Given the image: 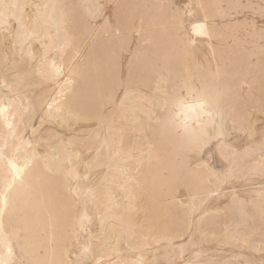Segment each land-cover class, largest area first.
Masks as SVG:
<instances>
[{"label": "bare ground", "instance_id": "1", "mask_svg": "<svg viewBox=\"0 0 264 264\" xmlns=\"http://www.w3.org/2000/svg\"><path fill=\"white\" fill-rule=\"evenodd\" d=\"M3 3L20 7L0 23V101L16 132L0 121V179L8 160L31 161L0 219L14 264H264V0ZM70 63L68 103L49 109ZM209 66L227 90L224 134L189 159L152 102L158 83Z\"/></svg>", "mask_w": 264, "mask_h": 264}, {"label": "snow or ice", "instance_id": "2", "mask_svg": "<svg viewBox=\"0 0 264 264\" xmlns=\"http://www.w3.org/2000/svg\"><path fill=\"white\" fill-rule=\"evenodd\" d=\"M19 4H5L0 0V23L6 18L7 11L10 9H18ZM48 6L45 5V8ZM55 7V6H53ZM193 32L200 36H208L211 38L204 24H196L193 26ZM264 38V31L261 33ZM63 47H72V37L66 36ZM77 57L80 55L79 50H76ZM55 67V66H54ZM79 69L73 67L70 63L67 66V75L69 79L61 85V91L57 94V98L53 103L48 105L52 109L54 105H58L57 111L63 110V105L68 103L71 90L69 85L73 81V77L78 73ZM55 73L62 78L65 74L64 68H55ZM220 70L212 72L211 66L203 69L198 75H188L177 86L169 88L168 83L165 82L163 86L157 84V92L159 99L152 103L158 111L150 114V119L155 116L157 119L155 123L161 126L171 137L178 143L180 151L184 156L191 159L200 152L205 145L212 141H219L222 139L225 129V110L223 107L224 98L227 90L221 87L219 79ZM11 111V105L5 106L3 101H0V121L6 125L8 133L15 138L14 123L8 120V113ZM9 147L7 137L4 138L3 146H0V161L5 159L4 153ZM143 157V154H142ZM151 159V148L148 153ZM139 163L142 165L144 159L141 158ZM31 161H27L23 168L17 167V164L12 160H8V171L2 174L0 179V219L8 210L10 202L13 201L18 189L22 190L25 187V173L30 167ZM264 169V162L261 164ZM10 177V178H9ZM68 191L75 193L77 190L71 187L72 173L67 174ZM79 177L76 180L79 181ZM84 179H88L85 177ZM129 180L128 183H133ZM211 195V193H209ZM95 200V195L92 196ZM132 201H129V208L126 210L131 216L135 212L132 206ZM81 227L83 225L81 224ZM0 248L7 249V256L0 255V264H14L11 259L13 248L9 237L5 234L3 224L0 222ZM85 252L88 249L84 250ZM33 264H52V262L34 261ZM63 264V262H61ZM73 264V262H69Z\"/></svg>", "mask_w": 264, "mask_h": 264}, {"label": "rangeland", "instance_id": "3", "mask_svg": "<svg viewBox=\"0 0 264 264\" xmlns=\"http://www.w3.org/2000/svg\"><path fill=\"white\" fill-rule=\"evenodd\" d=\"M258 21H260V22H264V18L259 17V18H258Z\"/></svg>", "mask_w": 264, "mask_h": 264}]
</instances>
